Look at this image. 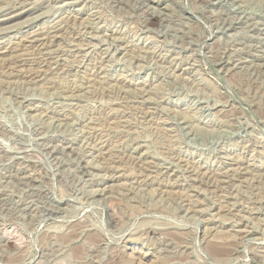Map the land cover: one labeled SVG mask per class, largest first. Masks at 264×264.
I'll list each match as a JSON object with an SVG mask.
<instances>
[{"label": "rangeland", "instance_id": "374dc122", "mask_svg": "<svg viewBox=\"0 0 264 264\" xmlns=\"http://www.w3.org/2000/svg\"><path fill=\"white\" fill-rule=\"evenodd\" d=\"M0 5V264H264V0Z\"/></svg>", "mask_w": 264, "mask_h": 264}, {"label": "bare ground", "instance_id": "6f19581e", "mask_svg": "<svg viewBox=\"0 0 264 264\" xmlns=\"http://www.w3.org/2000/svg\"><path fill=\"white\" fill-rule=\"evenodd\" d=\"M19 3H20V2H19ZM0 6H1V5H0ZM3 8H4V7H3ZM24 9H25V8H24ZM15 13H16V12H15ZM5 19H6V18H5ZM5 19H4V20H5ZM153 19H154V18H153ZM7 20H8V19H7ZM58 27H59V26H58ZM33 34H34V33H33ZM45 35H46V34H45ZM55 35H56V34H55ZM39 36H40V35H39ZM41 36H44V35L41 34ZM34 37H35V36H34ZM46 37H49V36L46 35ZM53 37H55V36H53ZM28 38H29V37H28ZM31 38H32V37H31ZM29 39H30V38H29ZM33 39H34V38H33ZM33 39H32V40H33ZM42 39H43V38H42ZM47 39H48V38H47ZM21 40H22V39H21ZM23 40H24V39H23ZM32 40H31V41H32ZM44 41H45V40H44ZM29 42H30V41H29ZM31 43H32V42H31ZM32 44H34V43H32ZM42 44H43V43H42ZM43 45H44V44H43ZM3 48H4V47H3ZM221 247H222V246L213 245V246H212V251H213L214 253H218V254H219V253H221V252L223 251V247H222V248H221ZM226 251H227V250H226ZM141 253H142V252H141ZM138 258H139V257H138Z\"/></svg>", "mask_w": 264, "mask_h": 264}]
</instances>
